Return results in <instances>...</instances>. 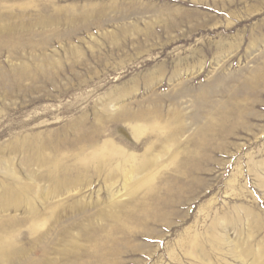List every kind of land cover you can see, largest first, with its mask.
<instances>
[{"label": "rangeland", "instance_id": "1", "mask_svg": "<svg viewBox=\"0 0 264 264\" xmlns=\"http://www.w3.org/2000/svg\"><path fill=\"white\" fill-rule=\"evenodd\" d=\"M0 243L264 264V0H0Z\"/></svg>", "mask_w": 264, "mask_h": 264}, {"label": "bare ground", "instance_id": "2", "mask_svg": "<svg viewBox=\"0 0 264 264\" xmlns=\"http://www.w3.org/2000/svg\"><path fill=\"white\" fill-rule=\"evenodd\" d=\"M137 169L138 170H136V168H134V169H132L131 171H127L126 172V170L124 171V176H125V181H124V186H125V188H127L128 189V183H127V181H128V179H130V178H136V177H138L137 175H138V173L140 172V169H139V166H137ZM6 170V169H5ZM11 170H12V168H11ZM12 172V171H11ZM144 172V171H143ZM145 173V172H144ZM143 174V173H142ZM34 179V178H33ZM61 184H57V185H55L54 186V189L56 190V189H59L61 186H60ZM73 186H75V185H73ZM111 187V186H110ZM67 188V187H66ZM135 187H131V188H129V190L130 191H132L133 189H134ZM71 190H72V188H70ZM60 190V189H59ZM25 191V190H24ZM57 191V190H56ZM61 192V191H60ZM25 194L27 195V193H23V192H21V193H18V195H20L19 197L18 196H15V198H17V199H13L14 201H17V202H21L22 200H23V202L25 201L24 200V198L22 199V196H25ZM41 195V194H40ZM111 197H114L115 196V193L113 192V193H111V195H110ZM20 197H21V201H19L20 200ZM8 200V199H7ZM22 203V202H21ZM33 208V207H32ZM5 250V248H3L2 246H1V243H0V254L2 253V252H5L4 251ZM3 254V253H2Z\"/></svg>", "mask_w": 264, "mask_h": 264}]
</instances>
